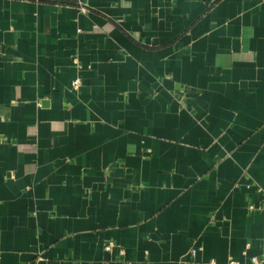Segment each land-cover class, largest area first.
I'll return each instance as SVG.
<instances>
[{
    "label": "crops",
    "instance_id": "obj_1",
    "mask_svg": "<svg viewBox=\"0 0 264 264\" xmlns=\"http://www.w3.org/2000/svg\"><path fill=\"white\" fill-rule=\"evenodd\" d=\"M74 1L0 0V264H251L264 0Z\"/></svg>",
    "mask_w": 264,
    "mask_h": 264
},
{
    "label": "built area",
    "instance_id": "obj_2",
    "mask_svg": "<svg viewBox=\"0 0 264 264\" xmlns=\"http://www.w3.org/2000/svg\"><path fill=\"white\" fill-rule=\"evenodd\" d=\"M77 2V6L83 11L86 12V5L83 2V0H75ZM81 86V81L79 79H76L73 81L72 83V87L74 89H77ZM251 209H253V207H251ZM262 211L264 212V209H262ZM115 247L114 243H109L106 246V251H112V249ZM199 248H192L189 252L192 256H195L197 254V252L199 251ZM203 264H241L238 261H235L233 259H229L226 263H218L214 260L208 261V262H204ZM251 264H264V253H262L260 256H255L251 259Z\"/></svg>",
    "mask_w": 264,
    "mask_h": 264
},
{
    "label": "trees",
    "instance_id": "obj_3",
    "mask_svg": "<svg viewBox=\"0 0 264 264\" xmlns=\"http://www.w3.org/2000/svg\"><path fill=\"white\" fill-rule=\"evenodd\" d=\"M74 4H75V5H77V2H76V1H74Z\"/></svg>",
    "mask_w": 264,
    "mask_h": 264
}]
</instances>
